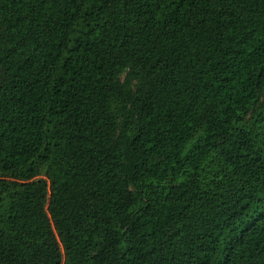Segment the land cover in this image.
Wrapping results in <instances>:
<instances>
[{
    "label": "trees",
    "instance_id": "1",
    "mask_svg": "<svg viewBox=\"0 0 264 264\" xmlns=\"http://www.w3.org/2000/svg\"><path fill=\"white\" fill-rule=\"evenodd\" d=\"M0 264H264V0H0Z\"/></svg>",
    "mask_w": 264,
    "mask_h": 264
}]
</instances>
